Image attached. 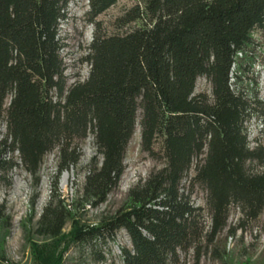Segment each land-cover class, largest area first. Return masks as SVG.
<instances>
[{"label": "trees", "instance_id": "1", "mask_svg": "<svg viewBox=\"0 0 264 264\" xmlns=\"http://www.w3.org/2000/svg\"><path fill=\"white\" fill-rule=\"evenodd\" d=\"M73 1L0 0V183L10 186L20 164L36 176L44 156L56 150L57 186L92 135L96 153L78 208L99 207L120 183L139 124L141 151L163 166L91 224L63 199L49 203L36 232L90 247L100 261L98 247L124 230L131 247L121 246L123 264H177L191 250L199 264L205 246L223 264H252L230 257L225 247L220 253L216 242L231 209L240 218L228 236L264 211V142L252 145L249 137L253 120L264 133L255 70L264 66L255 39L264 28V0H138L118 27L138 23L117 33L103 30L97 17L118 0H87L95 27L90 71L69 84L62 25ZM200 77L211 93L195 92ZM196 189L205 192L204 207L192 199ZM8 219L0 205V228Z\"/></svg>", "mask_w": 264, "mask_h": 264}, {"label": "rangeland", "instance_id": "2", "mask_svg": "<svg viewBox=\"0 0 264 264\" xmlns=\"http://www.w3.org/2000/svg\"><path fill=\"white\" fill-rule=\"evenodd\" d=\"M138 0H118L115 5L97 17L107 33H117L134 26V21L120 29L118 24L124 15H132ZM70 17L62 25V35L65 37L66 48L63 56L67 64L66 74L68 83L84 81L90 71L86 60L89 45L93 39L94 24L87 19L89 9L87 0H74L70 3ZM257 49L264 54V28L255 32ZM259 77L260 95L264 99V66H256ZM195 92L211 93L210 82L205 77L197 80ZM260 125L252 121L249 127L251 144L257 140L264 142V133H259ZM1 130L5 131V124ZM140 125L137 124L135 133L128 145L125 156V172L119 185L108 195L107 200L99 207H79V199L88 172V166L96 153L93 136L87 137L81 144V159L78 165L62 172L55 185L58 169V152L55 150L44 156L40 170L36 176L30 174L20 164L11 171V185L0 183V205H5L8 223L0 228V264H123L121 246L131 247V242L124 230L117 233L115 241L99 246L105 256L100 261L93 256L90 247L69 246L65 239H49L36 232L37 221L44 208L52 203L55 207L59 199L64 200L65 206L86 224L97 222L104 214L117 210L127 199L128 191L139 182H143L151 172L163 166L162 161L151 158L141 151ZM20 162V161H18ZM193 175V171L190 172ZM56 186V187H55ZM60 195V197H59ZM193 201L198 206H205V192L196 189ZM240 213L231 209L229 226L218 236L216 248L220 253L224 247L240 262L250 260L252 264H262L264 261V211L254 221L244 227H238L236 235L228 236L229 230L238 225ZM204 221L209 224V216L204 211ZM69 230L67 226L65 232ZM210 247H203L199 264H223L211 252ZM194 252L182 253L177 264H194Z\"/></svg>", "mask_w": 264, "mask_h": 264}]
</instances>
